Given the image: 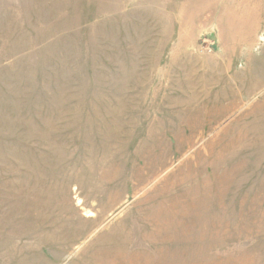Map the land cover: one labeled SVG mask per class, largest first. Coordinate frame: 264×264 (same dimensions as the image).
Listing matches in <instances>:
<instances>
[{"label":"rangeland","instance_id":"rangeland-1","mask_svg":"<svg viewBox=\"0 0 264 264\" xmlns=\"http://www.w3.org/2000/svg\"><path fill=\"white\" fill-rule=\"evenodd\" d=\"M0 264H264V0H0Z\"/></svg>","mask_w":264,"mask_h":264}]
</instances>
